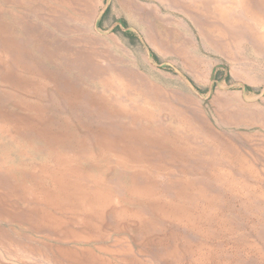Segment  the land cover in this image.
<instances>
[{
  "label": "rangeland",
  "instance_id": "1",
  "mask_svg": "<svg viewBox=\"0 0 264 264\" xmlns=\"http://www.w3.org/2000/svg\"><path fill=\"white\" fill-rule=\"evenodd\" d=\"M0 264H264V0H0Z\"/></svg>",
  "mask_w": 264,
  "mask_h": 264
}]
</instances>
